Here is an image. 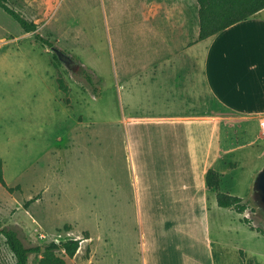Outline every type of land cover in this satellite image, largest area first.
I'll return each instance as SVG.
<instances>
[{"label":"rangeland","instance_id":"obj_1","mask_svg":"<svg viewBox=\"0 0 264 264\" xmlns=\"http://www.w3.org/2000/svg\"><path fill=\"white\" fill-rule=\"evenodd\" d=\"M180 1L196 5V0ZM146 4L7 0L37 24V33L78 63L74 71L0 7V162L6 185L17 186L8 192L0 184V218L18 231L26 246L80 239L72 258L55 252L65 264H142L140 209L133 203L121 121L127 106L118 90L121 72L143 71ZM204 46L201 42L196 47L199 56ZM82 70L95 79V93L80 83ZM58 78L68 86L67 95L58 88ZM254 155L247 149L231 170L247 192L252 168L257 173L264 165V156L255 160ZM157 209L143 204L142 215L157 214ZM248 216L264 225V215L250 211ZM240 230L225 232L223 239L246 246L256 254V264H264V235L248 225H240ZM40 258L41 253L30 254L27 264H38ZM0 264H16L1 235Z\"/></svg>","mask_w":264,"mask_h":264},{"label":"crops","instance_id":"obj_2","mask_svg":"<svg viewBox=\"0 0 264 264\" xmlns=\"http://www.w3.org/2000/svg\"><path fill=\"white\" fill-rule=\"evenodd\" d=\"M197 13V2L147 0L143 71L119 75L142 264H256L246 246L223 239L246 227L250 210L219 207L205 175L215 170L220 192L247 199L255 168L249 192L231 170L247 149L264 156V9L204 40ZM143 204L157 214L142 215Z\"/></svg>","mask_w":264,"mask_h":264},{"label":"trees","instance_id":"obj_3","mask_svg":"<svg viewBox=\"0 0 264 264\" xmlns=\"http://www.w3.org/2000/svg\"><path fill=\"white\" fill-rule=\"evenodd\" d=\"M198 4V36L197 40H204L218 32L242 22L264 9V0H196ZM0 7L12 16L21 26L25 33H33L34 37L47 47L54 46L42 35L36 32L37 24L28 20L18 11L7 5V0H0ZM54 55V54H53ZM55 59L56 56L54 55ZM80 83L85 88L96 92V83L88 70H82ZM58 88L67 95L69 88L60 78L57 79ZM65 102L69 104L68 97ZM207 187L215 191L216 202L219 207L229 208L239 214H244L247 209L252 213L264 215V204L260 202L259 196L252 183L251 191L247 199H243L219 191L220 175L213 169H208L205 175ZM0 184L8 192L15 191L16 187H9L3 179L2 165L0 162ZM28 202L25 203L27 206ZM241 221L248 225L249 229L264 235V225L255 224L250 217H243ZM0 235L4 238L6 245L13 254L16 264H27L28 257L33 253H41L38 264H65V260L56 255V251H63L65 255L72 258L79 248L80 239H67L65 241L50 242L44 245L26 246L18 231L13 227L4 226L0 218ZM44 247V251L41 248Z\"/></svg>","mask_w":264,"mask_h":264},{"label":"water","instance_id":"obj_4","mask_svg":"<svg viewBox=\"0 0 264 264\" xmlns=\"http://www.w3.org/2000/svg\"><path fill=\"white\" fill-rule=\"evenodd\" d=\"M50 50L67 69H71L74 71L78 66V63H76L69 54L65 53L59 47L52 46L50 47ZM253 183L255 191L259 196L260 202L264 204V165L255 174L253 178ZM41 250L44 251V247H42Z\"/></svg>","mask_w":264,"mask_h":264},{"label":"built area","instance_id":"obj_5","mask_svg":"<svg viewBox=\"0 0 264 264\" xmlns=\"http://www.w3.org/2000/svg\"><path fill=\"white\" fill-rule=\"evenodd\" d=\"M260 127L264 130V118H261L259 121Z\"/></svg>","mask_w":264,"mask_h":264},{"label":"bare ground","instance_id":"obj_6","mask_svg":"<svg viewBox=\"0 0 264 264\" xmlns=\"http://www.w3.org/2000/svg\"><path fill=\"white\" fill-rule=\"evenodd\" d=\"M249 34V33H248ZM238 35H236V37H237ZM249 38H250V36H248ZM248 37H247V39H248ZM234 45H236V44H234ZM239 49H241V48H239ZM250 50H251V48H250ZM244 51V50H243ZM247 51V50H246ZM234 52H236V51H234ZM252 52V51H251ZM253 54V53H252ZM246 56V55H245ZM253 56H254V54H253ZM260 58V57H259Z\"/></svg>","mask_w":264,"mask_h":264}]
</instances>
